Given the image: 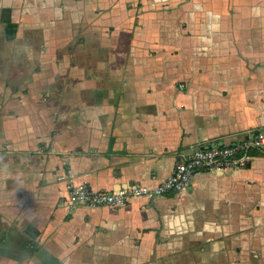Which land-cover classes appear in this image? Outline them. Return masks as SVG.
<instances>
[{
    "label": "crops",
    "instance_id": "crops-1",
    "mask_svg": "<svg viewBox=\"0 0 264 264\" xmlns=\"http://www.w3.org/2000/svg\"><path fill=\"white\" fill-rule=\"evenodd\" d=\"M257 132L264 0H0V264H264L256 150L176 194L64 203L68 171L153 187Z\"/></svg>",
    "mask_w": 264,
    "mask_h": 264
},
{
    "label": "built area",
    "instance_id": "built-area-1",
    "mask_svg": "<svg viewBox=\"0 0 264 264\" xmlns=\"http://www.w3.org/2000/svg\"><path fill=\"white\" fill-rule=\"evenodd\" d=\"M183 85L179 84V88ZM250 150L264 154V134L257 132L230 144L210 143L193 148L182 159L175 162L172 173L153 187L133 185L113 191L95 190L84 182H75L72 173L66 177V195L64 203L69 210L76 206L87 208L119 207L134 198L156 199L167 194L184 191L190 178L200 171L240 170L248 166Z\"/></svg>",
    "mask_w": 264,
    "mask_h": 264
}]
</instances>
